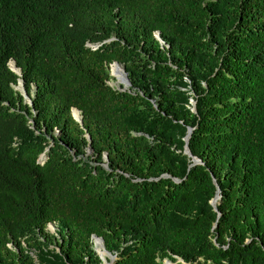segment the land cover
<instances>
[{"label": "trees", "instance_id": "16d2710c", "mask_svg": "<svg viewBox=\"0 0 264 264\" xmlns=\"http://www.w3.org/2000/svg\"><path fill=\"white\" fill-rule=\"evenodd\" d=\"M93 234L264 264V0H0V264H102Z\"/></svg>", "mask_w": 264, "mask_h": 264}, {"label": "water", "instance_id": "95a60500", "mask_svg": "<svg viewBox=\"0 0 264 264\" xmlns=\"http://www.w3.org/2000/svg\"><path fill=\"white\" fill-rule=\"evenodd\" d=\"M155 37H156V39H157L161 44H164V42H163L162 39L160 38V33H159V31H156V32H155ZM13 63H14V61H13ZM112 63H113V64L120 65L119 62H117V61H114V62H112ZM112 63H111V64H112ZM111 64H110V65H111ZM14 65H15V64H14ZM15 67H16V66H15ZM10 68H11V67H10ZM11 69H12L13 71H15L16 73L20 74V69H19V68H16L17 70H15V69H13V68H11ZM122 69H123V68H122ZM122 74H123V76H122L121 81H120V82H121L120 84L122 85V87H119V86H118V87H116V88L119 89V90H121V91H124V90L128 89V88L131 86V82H130V80H129V78H128V73L125 71V69L122 70ZM16 89L19 90V91L21 92V94H22V96H23L25 102H27L29 105H32V101H31V99L29 98V96H28L26 90L24 89V84H23V81H22V80H19V82H18V86L16 87ZM191 103H192V105H193L192 108H191V110H192V111H195V101H194V100H191ZM74 109H76V108H72V109H71V114H72L73 118H74L77 122H79L80 124H82V116L80 117V119H77V118L74 116V114H73V110H74ZM76 110L79 111L78 109H76ZM79 112H80V111H79ZM192 130H193L192 127H188V128H187V134H186V136H185V138H184V139H185L184 153L191 157V159H192V164H197V163H201L200 159H198V158L195 157V156H192V154L190 153L189 148H188V140H189V138H190V135H191ZM86 138L90 140V136H89L88 134H86ZM86 152H87V154H89V153L92 152V148L90 147V145L87 147ZM103 159H104L103 166H104L105 168H107V166H108V163H107V162H108V158H107V155H106V154L103 156ZM218 199H219V189H217V193H216L215 197H213V198L211 199V201H210L211 205H213V206L215 207V204H216V202H217ZM215 209H216V207H215ZM91 237H92V241H93V243H96V241H98V242L101 244V246H102L104 252L106 253V255H107L108 259H109V261H108L107 263H105V262L102 260V258L99 257L100 260L103 262V264H111V261H112V263H114V262H115V259H116V256H115L114 254H112L110 251H108V250L106 249L102 237H99V236H97V235H95V234H93ZM93 249H94V248H93ZM96 254H97V253H96Z\"/></svg>", "mask_w": 264, "mask_h": 264}, {"label": "rangeland", "instance_id": "374dc122", "mask_svg": "<svg viewBox=\"0 0 264 264\" xmlns=\"http://www.w3.org/2000/svg\"><path fill=\"white\" fill-rule=\"evenodd\" d=\"M12 61V60H11ZM11 61H9V66H11V64H12V62ZM114 66V65H113ZM112 66V67H113ZM112 67L109 65V67H108V70H109V74H110V76H111V78H110V80H109V84L111 85V86H114V87H122V85L120 84V82L119 81H117V79L112 75V72H111V69H112ZM12 68V67H11ZM119 71V69H117L116 70V72H118ZM191 100L192 99H190V103H191ZM192 103H191V108H192ZM90 154V153H89ZM46 232H48V233H50V234H53V235H56V236H58L57 235V225L56 224H54V223H49L47 226H46ZM94 244V243H93ZM11 246V245H10ZM51 247H55V246H51ZM93 248H94V245H93ZM94 251H95V249H94ZM30 253H32L33 254V256H34V258L36 259V255H35V251L34 250H30ZM37 260V259H36ZM109 261V259L107 258V262ZM102 264H103V262H102ZM111 264H113L112 263V261H111ZM162 264H192V263H187V262H185L182 258H180V257H175V259L174 260H170V259H164V260H162Z\"/></svg>", "mask_w": 264, "mask_h": 264}, {"label": "bare ground", "instance_id": "6f19581e", "mask_svg": "<svg viewBox=\"0 0 264 264\" xmlns=\"http://www.w3.org/2000/svg\"><path fill=\"white\" fill-rule=\"evenodd\" d=\"M114 65H116V68L114 69V71H113V73L114 74H116V79H117V81H121V78H122V76H123V74H122V70L124 69V67L120 64V65H117V64H114ZM10 67H12L13 69H15V70H17L16 69V67H15V65H14V63L12 62V64H11V66ZM119 69V71L118 72H116V69ZM123 68V69H122ZM121 83V82H120ZM73 114H74V116L77 118V119H80V117H81V114H80V112L79 111H77L76 109H74L73 110ZM95 244H97V241H96V243ZM95 249V248H94ZM95 252L97 253V255L99 256V257H101L102 258V260L105 262V263H107V255H106V253L103 251V256H104V258L105 259H103V257H102V255H100L98 252H97V250L95 249Z\"/></svg>", "mask_w": 264, "mask_h": 264}, {"label": "clouds", "instance_id": "9594fccd", "mask_svg": "<svg viewBox=\"0 0 264 264\" xmlns=\"http://www.w3.org/2000/svg\"><path fill=\"white\" fill-rule=\"evenodd\" d=\"M10 67V66H9ZM111 86V85H110Z\"/></svg>", "mask_w": 264, "mask_h": 264}]
</instances>
